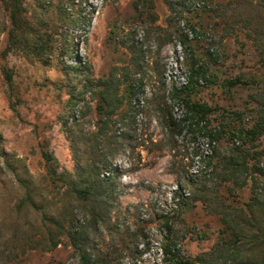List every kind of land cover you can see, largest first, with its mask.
Returning a JSON list of instances; mask_svg holds the SVG:
<instances>
[{"label":"rangeland","instance_id":"1","mask_svg":"<svg viewBox=\"0 0 264 264\" xmlns=\"http://www.w3.org/2000/svg\"><path fill=\"white\" fill-rule=\"evenodd\" d=\"M22 1L34 26L73 37L74 49L64 53L67 42H57L43 63L17 48L6 51L0 31V264H78L64 235L51 251L25 242L24 234L33 237L42 221L37 211L17 213L15 205L25 184L36 190L46 213L62 204L63 188L47 179L48 165H54L41 152L55 157L58 171L72 173L75 157L93 156L87 137L99 125L96 83L110 73H129L141 86L133 108L123 84L117 93L123 102L112 129L126 139L104 169L114 177L116 207L105 228L87 229L89 251L112 264H162L161 245L171 240L182 257L201 256L231 237L222 232L226 205L251 207L264 227V0H152L151 8L141 0ZM196 59L205 76L183 91ZM78 65L85 70L76 71ZM238 76V85L226 84ZM183 99L211 111L187 120L191 130L173 132L170 121L186 113ZM259 124L258 137L246 135L245 129ZM75 135L80 144L72 143ZM207 144L212 153L203 161L210 170L191 172L194 156ZM230 160L239 168L231 175L225 166ZM165 217L171 219L169 233ZM76 219L83 223L79 213ZM263 255L264 245H225L209 264H241Z\"/></svg>","mask_w":264,"mask_h":264},{"label":"trees","instance_id":"2","mask_svg":"<svg viewBox=\"0 0 264 264\" xmlns=\"http://www.w3.org/2000/svg\"><path fill=\"white\" fill-rule=\"evenodd\" d=\"M0 4L2 6V10H0V31L6 34V51L17 48L24 52L26 56H31L43 63L48 62L49 56H51L57 42H60L62 46L67 42L68 47L66 45L61 50L64 53L68 52V50L70 54L72 53L71 50L72 48L74 49L73 37L71 38L64 34L55 35L54 31L41 30L40 26H34L22 0H0ZM141 4L151 8L152 0H141ZM167 4L172 8L170 1H167ZM221 16H225V11H223ZM130 47L138 53H143L140 47L136 49L133 46ZM196 64L197 66H195ZM135 67L137 68L138 65L135 64ZM83 70L85 69H80V65L76 66V71L80 72ZM205 70L204 64H199L197 59L193 61L187 76L188 83L182 90H192V85L196 82L197 77L205 76ZM240 82V77L238 76L234 79H228L226 84L232 87ZM122 84L124 85L123 93L128 97L126 104L131 107V99L140 90L141 82H136L129 73L125 72L122 78L110 73L106 78L98 79L96 83L99 86L100 96L96 109L99 125L96 131L87 137L92 142L91 146L94 153L90 159L83 161L75 157V171L72 173L67 170L58 171L55 157L46 151L41 152L46 163L54 165L51 167L48 165L47 179L49 183L63 188L61 193L63 202L59 206L53 205L54 213H46L43 210L44 205L37 203L35 200L36 190L25 184V192L23 197L16 202L15 211L21 213L25 209L31 208L40 214L42 223L38 226L37 233L33 237L24 234L25 242L31 244L33 248L40 246L44 250L51 251L57 247L60 243V237L64 235L76 252L78 264H112L107 261V258L95 255L89 251L85 243V235H87V229L97 230L105 228L109 223L111 211L116 207L114 177L109 172L105 174L104 169L111 163V158L124 148L125 144L126 136L124 133L117 134L116 130L112 129L114 124L117 123L115 116L118 114V109L123 102L122 98L117 95ZM83 87L85 90L91 88V82L83 84ZM180 92L181 89L176 91V96L179 97ZM182 101L186 107V113L179 121H170V125L173 126L170 130L173 132L175 130L180 132L185 126L188 127V130H191L192 123L189 122L187 124V120H201L211 111L210 107L203 103L193 102L189 99H183ZM131 111L133 110L130 109ZM126 115L128 116L129 114ZM63 125H66L65 119L63 120ZM73 126L75 124L69 127L72 128ZM257 126L245 129L246 135L251 139H255L263 132L262 125L259 124ZM203 134L208 137L212 136V133L205 129H203ZM74 141L80 144L81 136L78 135L76 137L75 135L72 143ZM237 164L233 160L225 162V166L230 170V175L239 170ZM240 164L243 171L248 169L247 163L242 162ZM230 175H226V179ZM241 184H245V182ZM176 195L181 196L179 192ZM186 200V197L180 199L178 205L180 207L185 205ZM226 208L227 211L223 212L226 217L222 219L225 226L222 232L230 234L229 240L217 242L210 251L195 258L182 257L177 243L168 240L160 248L162 264H209L210 260L213 259V255L219 252L220 248H224L225 245H228V247L234 246L236 249L243 246L257 249L260 245H264V227L260 226V223L256 222L255 218H252L255 215L254 209L247 207L246 211H244L230 205H226ZM248 212L249 215L247 214ZM77 213L83 219V223L79 225L76 219ZM163 224L169 233L171 230V219L165 217ZM260 233H263V235L261 236ZM13 234H16V232L14 231ZM241 264H264V255L259 257V259L245 258Z\"/></svg>","mask_w":264,"mask_h":264},{"label":"built area","instance_id":"3","mask_svg":"<svg viewBox=\"0 0 264 264\" xmlns=\"http://www.w3.org/2000/svg\"><path fill=\"white\" fill-rule=\"evenodd\" d=\"M211 153L212 151L208 147V144H207L206 148L203 151H201V154H197L194 156V161L192 164L193 166H192L191 172L198 173L199 167H201L202 169L210 170V168L207 166V164L203 160L208 158Z\"/></svg>","mask_w":264,"mask_h":264}]
</instances>
